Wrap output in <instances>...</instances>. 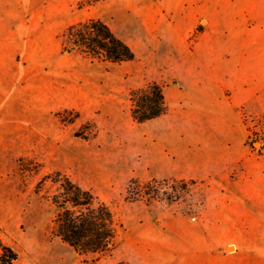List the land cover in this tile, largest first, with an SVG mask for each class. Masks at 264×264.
I'll return each mask as SVG.
<instances>
[{
  "label": "rangeland",
  "instance_id": "374dc122",
  "mask_svg": "<svg viewBox=\"0 0 264 264\" xmlns=\"http://www.w3.org/2000/svg\"><path fill=\"white\" fill-rule=\"evenodd\" d=\"M255 3L259 15L263 3ZM250 6L0 0V78L27 117L26 151L7 186L21 214L0 232L17 255L12 264H180L205 226H219L221 239L232 227H264V104L244 91H260L262 81L232 68L251 50L246 35L264 31ZM90 19L108 25L134 59L91 58L63 37ZM150 82L162 86L167 112L138 123L129 93ZM57 172L107 202L123 225L118 246L97 260L51 235ZM153 178L196 183L171 205L125 200L132 179Z\"/></svg>",
  "mask_w": 264,
  "mask_h": 264
},
{
  "label": "trees",
  "instance_id": "16d2710c",
  "mask_svg": "<svg viewBox=\"0 0 264 264\" xmlns=\"http://www.w3.org/2000/svg\"><path fill=\"white\" fill-rule=\"evenodd\" d=\"M63 37L81 53L98 60L122 63L135 57L129 45L100 20L90 19L71 25ZM129 101L130 115L138 123L156 119L167 112L165 95L157 82L130 91ZM47 178L45 176L38 182L37 190ZM51 178L58 185L51 197L57 208L52 219L51 235L78 255H91L94 260L115 249L123 225L112 207L92 190L80 186L64 174L57 172ZM195 183L193 180L154 178L141 183L132 179L126 187L125 200L144 201L147 205L154 202L171 205L192 193ZM0 250V264H12L16 260L17 255L12 248L1 240Z\"/></svg>",
  "mask_w": 264,
  "mask_h": 264
},
{
  "label": "crops",
  "instance_id": "0c3cea01",
  "mask_svg": "<svg viewBox=\"0 0 264 264\" xmlns=\"http://www.w3.org/2000/svg\"><path fill=\"white\" fill-rule=\"evenodd\" d=\"M248 1L251 6L247 14L264 27V0H259L263 3L259 15L250 11L257 0ZM245 38H249L246 41L251 43V50L245 52L243 66L232 68H243L250 83L262 81L260 91L250 86L244 91L248 99L258 95L264 104V31L247 34ZM10 89L11 85L0 78V232L7 230L21 214L19 200L11 198L7 186L17 177L18 159L25 153L27 142V117L23 115L22 121V110L17 107L19 99L11 97ZM245 186L242 184V191ZM203 230L202 241L185 249L180 264H264V227H232L222 239L219 226H205ZM230 247L231 252L227 250Z\"/></svg>",
  "mask_w": 264,
  "mask_h": 264
}]
</instances>
